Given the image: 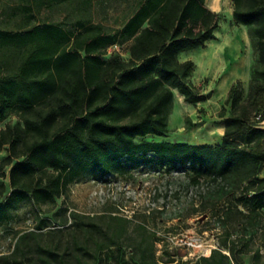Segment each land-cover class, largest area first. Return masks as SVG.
<instances>
[{
  "label": "trees",
  "instance_id": "16d2710c",
  "mask_svg": "<svg viewBox=\"0 0 264 264\" xmlns=\"http://www.w3.org/2000/svg\"><path fill=\"white\" fill-rule=\"evenodd\" d=\"M231 2L232 22L249 28L257 58L245 100L239 82L228 90L218 113L224 125L218 145L160 140L169 133L174 90L188 104L207 99L190 80L194 63L178 60L182 52L214 38L220 18L205 0H134L115 31L83 21L71 29L55 23L32 26V9L20 7L23 18L16 29H0V121L16 119L0 129V150L7 151L0 160V218L21 201L55 205L83 175L105 178L141 166L184 168L191 173V186L209 185L198 211L221 229L218 249L199 260L242 264V257L252 253V264H259L264 249V178L259 177L264 0ZM114 45L124 47L128 57L107 55ZM184 123L193 125L189 118ZM25 238L18 237L0 264H65L59 246L37 245L31 257L20 258Z\"/></svg>",
  "mask_w": 264,
  "mask_h": 264
},
{
  "label": "rangeland",
  "instance_id": "374dc122",
  "mask_svg": "<svg viewBox=\"0 0 264 264\" xmlns=\"http://www.w3.org/2000/svg\"><path fill=\"white\" fill-rule=\"evenodd\" d=\"M133 1L67 0L55 4L47 0H0V29L13 32L23 18L19 8L27 4L34 16L32 26L55 23L71 29L83 21L115 31L130 14ZM205 5L220 18L216 36L211 39L218 41L212 51L219 54L205 60L199 47L182 52L180 60L195 62L197 69L190 80L199 84V92L207 99L189 105L175 93L168 117L169 133L160 139L163 141L214 143L218 123L222 122L218 113L230 86L239 82L242 99L247 96L257 58L249 28L233 24L231 0H205ZM123 51L124 47L111 46L107 55ZM208 64L212 73L207 75ZM186 118L192 119L191 127H185ZM15 122L14 117L0 121V129ZM6 156L4 147L0 160ZM190 178L191 173L184 168L158 170L149 166L105 178L83 175L64 197L56 199L55 205L35 206L30 200L13 205L0 218V256L11 254L18 237L24 234L20 258L31 257L35 247L43 245L59 246L65 264H77L76 259L82 264H204L199 258L209 257L202 254L210 247L218 249L221 229L214 219L207 221L198 211L200 197L209 185L191 186ZM262 254L259 264H264V249ZM169 258L175 262L168 263ZM242 264H252V253L242 257Z\"/></svg>",
  "mask_w": 264,
  "mask_h": 264
},
{
  "label": "crops",
  "instance_id": "0c3cea01",
  "mask_svg": "<svg viewBox=\"0 0 264 264\" xmlns=\"http://www.w3.org/2000/svg\"><path fill=\"white\" fill-rule=\"evenodd\" d=\"M215 36H216V32L214 33V38H215ZM216 44L218 45V41L217 40H209V41H207L202 47H200L202 50V53L204 54V56H205V60H208V61H210V60H212L213 59V57L216 55H218L219 53H213V49H215V46H216ZM113 47V46H112ZM209 52H211V53H209ZM120 55L121 56H123L124 58H127L128 57V55H127V53L125 52V51H123L122 53H120ZM201 56V55H200ZM203 56V55H202ZM178 60L180 61V62H184V61H189V59H183V60H180V54H179V56H178ZM194 63V65H195V68H194V70H196L197 69V65L195 64V62H193ZM218 65V64H217ZM216 65V66H217ZM210 65L208 64L207 65V67H206V69H205V72H204V74H210V73H212L211 72V70L209 69L210 67H209ZM216 69V68H215ZM194 72V71H193ZM192 75H193V73H192ZM192 83L195 85V86H197V85H199L197 82H195V81H192ZM198 87V86H197ZM229 87V86H228ZM175 93H178L176 90H174V99L176 98V94ZM179 94V93H178ZM180 94H179V96H178V99L180 98ZM197 104H200V103H197ZM190 105V104H189ZM191 105H194V104H191ZM191 121H192V119H190ZM192 123H193V121H192ZM261 126L264 128V118H263V121L261 122ZM223 127H224V125H223V122H221V121H219V123H218V130H217V136H215V137H213V139L214 140H216V141H214V143H212V144H207V145H218V144H220V142H221V138H222V135H223ZM189 145H203V144H196V143H189ZM259 177H261V178H264V165H263V168H262V170H261V172H260V174H259Z\"/></svg>",
  "mask_w": 264,
  "mask_h": 264
},
{
  "label": "built area",
  "instance_id": "2783aa9c",
  "mask_svg": "<svg viewBox=\"0 0 264 264\" xmlns=\"http://www.w3.org/2000/svg\"><path fill=\"white\" fill-rule=\"evenodd\" d=\"M114 48H118V46L117 45H114L113 46ZM258 118H259V116H258ZM212 247H210V248H208V250L205 252V254H202L203 256H209L210 255V253H211V251H212Z\"/></svg>",
  "mask_w": 264,
  "mask_h": 264
}]
</instances>
